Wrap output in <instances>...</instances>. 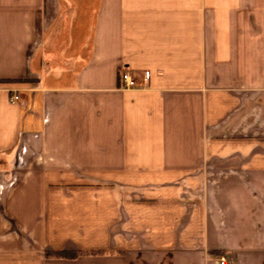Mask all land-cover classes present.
I'll use <instances>...</instances> for the list:
<instances>
[{"label": "crops", "instance_id": "obj_1", "mask_svg": "<svg viewBox=\"0 0 264 264\" xmlns=\"http://www.w3.org/2000/svg\"><path fill=\"white\" fill-rule=\"evenodd\" d=\"M220 255L264 264V0H0V264Z\"/></svg>", "mask_w": 264, "mask_h": 264}, {"label": "built area", "instance_id": "obj_2", "mask_svg": "<svg viewBox=\"0 0 264 264\" xmlns=\"http://www.w3.org/2000/svg\"><path fill=\"white\" fill-rule=\"evenodd\" d=\"M150 72H143L142 76H138L136 73L125 70L121 73V80L123 82L124 88H135L139 86H146L150 80ZM20 96L18 94H13L11 96V101H19ZM218 264H229L228 259L225 255H220L218 259Z\"/></svg>", "mask_w": 264, "mask_h": 264}, {"label": "trees", "instance_id": "obj_3", "mask_svg": "<svg viewBox=\"0 0 264 264\" xmlns=\"http://www.w3.org/2000/svg\"><path fill=\"white\" fill-rule=\"evenodd\" d=\"M69 255H72V254H69ZM69 255H67V254H61L60 256H65L66 257V256H69Z\"/></svg>", "mask_w": 264, "mask_h": 264}]
</instances>
